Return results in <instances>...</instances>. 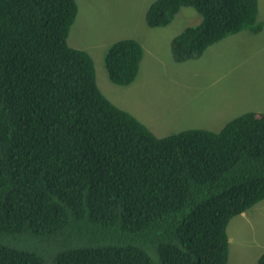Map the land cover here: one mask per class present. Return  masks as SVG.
<instances>
[{"label": "trees", "instance_id": "trees-1", "mask_svg": "<svg viewBox=\"0 0 264 264\" xmlns=\"http://www.w3.org/2000/svg\"><path fill=\"white\" fill-rule=\"evenodd\" d=\"M183 6L201 20L172 38L177 62L263 27L258 0H154L144 21L166 26ZM77 11L0 0V264H226L230 219L264 199V114L155 136L67 43ZM142 54L112 42L111 82L132 83Z\"/></svg>", "mask_w": 264, "mask_h": 264}, {"label": "rangeland", "instance_id": "rangeland-1", "mask_svg": "<svg viewBox=\"0 0 264 264\" xmlns=\"http://www.w3.org/2000/svg\"><path fill=\"white\" fill-rule=\"evenodd\" d=\"M152 1L76 0L67 43L88 47L103 95L162 137L196 128L218 131L223 120L244 111L264 114V0H258L260 32L228 35L183 62L172 58L171 40L201 17L183 6L169 24L151 28L144 19ZM121 37L136 39L143 49L137 76L128 85L112 83L103 64L105 50ZM226 232L227 264H256L264 251V199L232 217Z\"/></svg>", "mask_w": 264, "mask_h": 264}, {"label": "crops", "instance_id": "crops-1", "mask_svg": "<svg viewBox=\"0 0 264 264\" xmlns=\"http://www.w3.org/2000/svg\"><path fill=\"white\" fill-rule=\"evenodd\" d=\"M121 38H122V37H121ZM121 38H120V39H121ZM118 40H119V39H118ZM79 48H81V49H82V48H83V49H88V47H86V48H84V47H79ZM221 111H222V110H221ZM249 111H250V110H249ZM244 112H246V111H244ZM253 112H255V111H253ZM242 113H243V112H242ZM255 113H256V112H255ZM240 114H241V113H240ZM238 115H239V114H238ZM236 116H237V115H236ZM234 117H235V116H234ZM228 120H230V119L223 120V123L225 124ZM224 124H223V125H224ZM158 136L162 137V136L160 135V133L158 134Z\"/></svg>", "mask_w": 264, "mask_h": 264}, {"label": "clouds", "instance_id": "clouds-1", "mask_svg": "<svg viewBox=\"0 0 264 264\" xmlns=\"http://www.w3.org/2000/svg\"><path fill=\"white\" fill-rule=\"evenodd\" d=\"M179 11H180V9L178 10V12H179ZM178 12H177V13H178ZM177 13H176V14H177ZM176 14H175V15H176ZM175 15H174V16H175ZM173 18H174V17H173ZM170 21H171V20H170ZM197 23H198V22H197ZM197 23H196V24H197ZM222 39H223V38H222ZM208 47H209V46H208ZM196 59H197V58H196ZM106 73H107V72H106ZM107 76H108V75H107ZM108 78H109V77H108ZM109 80H110V79H109ZM110 81H111V80H110ZM112 83H113V82H112ZM239 115H240V114H239ZM256 115H257V114H256ZM259 115H260V114H258L257 116H259ZM149 130H150V129H149ZM256 203H257V202H256ZM252 206H253V205H252ZM242 213H243V212H242ZM240 214H241V213H240ZM238 215H239V214H238ZM228 241H229V239H228ZM229 244H230V242H229ZM227 261H228V260H227ZM226 264H227V263H226Z\"/></svg>", "mask_w": 264, "mask_h": 264}]
</instances>
